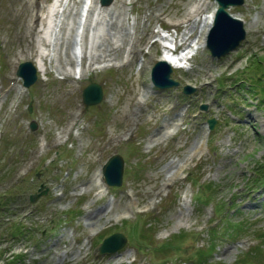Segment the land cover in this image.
Returning <instances> with one entry per match:
<instances>
[{"label": "rangeland", "instance_id": "obj_1", "mask_svg": "<svg viewBox=\"0 0 264 264\" xmlns=\"http://www.w3.org/2000/svg\"><path fill=\"white\" fill-rule=\"evenodd\" d=\"M197 1L112 0L93 17L86 46L100 56L89 65L75 50L78 0H58L45 33L52 0H0V264H264V0L228 8L245 31L234 50L211 58L203 47L172 68L177 86L149 83L160 26L189 31L175 21ZM66 59L78 67L59 69ZM23 61L36 70L28 87L15 75ZM89 82L101 100L86 106ZM114 153L123 173L112 187L95 174ZM113 232L123 246L100 254Z\"/></svg>", "mask_w": 264, "mask_h": 264}, {"label": "water", "instance_id": "obj_2", "mask_svg": "<svg viewBox=\"0 0 264 264\" xmlns=\"http://www.w3.org/2000/svg\"><path fill=\"white\" fill-rule=\"evenodd\" d=\"M110 0H102L103 4L109 3ZM217 8L213 16L212 24L208 29L205 46L209 49L211 56L219 57L234 49L244 38L245 32L242 21L227 12L229 6L242 4L243 0H215ZM169 65L161 60L155 62L150 70V79L153 84L159 87H168L177 85V82L170 79ZM16 75L22 79L24 86L30 85L36 78L35 68L28 62H22L18 65ZM264 82V77H263ZM184 92L192 91V88H183ZM82 100L85 104H95L101 99L100 86L95 83H89L81 93ZM204 109L205 106H202ZM209 129L212 128L213 120L208 119ZM35 123H30V128L34 129ZM122 172V159L119 155H111L102 166V174L106 183L110 185H119ZM33 200V197H30ZM125 238L120 233H112L105 237L98 246V252L101 254L115 252L121 248Z\"/></svg>", "mask_w": 264, "mask_h": 264}, {"label": "bare ground", "instance_id": "obj_3", "mask_svg": "<svg viewBox=\"0 0 264 264\" xmlns=\"http://www.w3.org/2000/svg\"><path fill=\"white\" fill-rule=\"evenodd\" d=\"M79 1V7H74V9L77 11V13H79V19H83L84 20V24H81L80 22H77V26L74 25V18H73V23H72V28L74 29H79L81 27V31L83 32V30H86L85 32V36L84 38H79V43L75 42L78 44V46H76V48L78 50H83V53H86L88 51V48L86 46V43H88L89 39L90 43L93 40V37L97 31V29L95 27H92V20L93 17L95 15H98L108 9H110V4L108 6H101L98 4V2L96 0H78ZM58 0H52V3L48 6L47 8V17L45 19L47 25L45 27V29H42V32L45 33L49 27V24L52 21V14L54 11V7L57 5ZM209 2V0H198L196 2V4H193L192 6H190L187 10V16H184L183 18L177 19L175 22L177 24H187V22H191L190 27L188 28L189 31V35H187L188 33L186 31L182 32L179 36L180 41L183 40L184 42L182 43L184 45L183 49L181 50V52L177 55H173L170 54L169 51L167 50H163L162 54L159 56V60H163L165 62H167L172 68H176V67H180L182 65L183 62L187 61L188 59H190V57L198 50L203 48V43H204V34L207 31L208 27L210 26L211 23V18L214 12V9H212L209 12H206V4ZM88 3V6L86 7V4ZM113 13L112 16H114V21H116L118 24L121 23V21L123 20L122 18V11L120 12H111ZM107 14H110V11L107 12ZM237 16V14H234ZM111 17L109 16V19ZM44 28V27H43ZM73 29V30H74ZM194 30V31H193ZM41 31V30H40ZM75 32H77V30H75ZM191 32L193 33L191 36ZM130 33L129 30H126V34ZM76 36V34H74ZM80 37L82 36V33L79 35ZM182 42V41H181ZM89 43V44H90ZM42 46V45H41ZM89 47V45H88ZM87 48V50L85 51V49ZM43 50V49H42ZM45 50H43L42 52H40V54L37 56L36 58V63L37 66L40 69H45L44 68V63L42 60V56L45 55L44 52ZM98 56L100 55H96L94 53H92V51H88V59H89V65L95 64L96 60L98 59ZM64 65H69L71 68L70 69H74L78 67L77 62H75V64L73 66H71V61L69 59H66V62L59 68V69H63L64 72H68V68ZM148 89V88H146ZM148 91V90H146ZM100 178V175L98 173L97 175ZM100 180V179H99ZM108 207V206H107ZM91 217V216H90ZM88 217V220H91L92 218ZM122 259H126L128 258V255L126 254V256H120Z\"/></svg>", "mask_w": 264, "mask_h": 264}, {"label": "trees", "instance_id": "obj_4", "mask_svg": "<svg viewBox=\"0 0 264 264\" xmlns=\"http://www.w3.org/2000/svg\"><path fill=\"white\" fill-rule=\"evenodd\" d=\"M196 200L199 201V200H198V197H196ZM231 225H232V224H231ZM236 226L239 227L238 225H236ZM237 227H235V228H237ZM236 232H237V231H236ZM208 237H210V235H209ZM210 238L213 239L212 236H211ZM210 238H209V239H210ZM211 239H210V240H211ZM209 246H211L210 248L213 249L214 244L210 243ZM254 251H255V250H252L251 253H253ZM196 253H197V255L203 256V255H205V249L199 247V250H196ZM206 256H207V255H206ZM206 256H205V258H206ZM199 263H200V264H204V261H203V260H202V261H199Z\"/></svg>", "mask_w": 264, "mask_h": 264}]
</instances>
